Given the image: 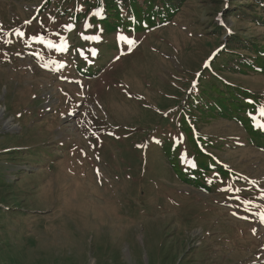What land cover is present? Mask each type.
I'll list each match as a JSON object with an SVG mask.
<instances>
[{"label":"rangeland","instance_id":"374dc122","mask_svg":"<svg viewBox=\"0 0 264 264\" xmlns=\"http://www.w3.org/2000/svg\"><path fill=\"white\" fill-rule=\"evenodd\" d=\"M49 1L0 0V264H264V149L188 107L212 80L264 106V73L229 70L264 46L249 16L264 11L182 0L169 22L114 40L61 20L75 0ZM237 37L243 56L226 51ZM181 120L218 165L196 175L210 192L182 180L201 165Z\"/></svg>","mask_w":264,"mask_h":264},{"label":"trees","instance_id":"16d2710c","mask_svg":"<svg viewBox=\"0 0 264 264\" xmlns=\"http://www.w3.org/2000/svg\"><path fill=\"white\" fill-rule=\"evenodd\" d=\"M65 0H50L45 6L49 4L55 5L56 9L63 6ZM182 0H75L72 4V8L75 10L70 13H63L61 20H67V25L74 28L81 18L87 21H94L92 24H101L103 35L109 39L118 38L114 36L118 28L121 27L126 30H133L135 32L143 31V24L145 22L154 24L155 22L167 21L169 22L174 15L177 13L180 3ZM255 4L264 11V0H255ZM84 8V13L82 12ZM250 19L259 21L264 25V16H259L257 13H250ZM75 23V24H74ZM239 39L238 37L236 38ZM238 45L234 43L229 44L226 47V51L234 53L238 56H243L241 52H238V47H246L242 40H238ZM233 45V47H231ZM237 47V48H236ZM246 48L245 50H247ZM254 52L252 55L254 61L248 62L239 57V60L234 63L237 68H230L229 70L240 71L243 70L244 66L248 69H255L256 72L264 73V46L258 45L254 42L249 46V49ZM247 57V56H244ZM251 59V58H250ZM212 80V79H211ZM211 85L204 86L201 89V94L198 97H191L188 102V107L197 109L202 113V117L210 115L215 117L220 115L221 117L228 118L231 121H236L245 126L251 143L258 145L264 149V130L254 126L255 122L264 124V116L259 112V106L256 104V94L248 89L233 88L227 85H221L217 87L214 85L212 80ZM217 94L215 98H213ZM213 102H209L212 100ZM258 103V101H257ZM196 106V107H195ZM217 114V115H216ZM255 118V120L253 119ZM260 118V119H259ZM259 119V120H257ZM257 120V121H256ZM184 124L185 122L181 120ZM177 127V126H176ZM188 125H184V131L186 136L190 140L191 144H195L194 147V159L201 165V169L191 170V174L201 173H212L214 169L218 167L215 159L209 155L208 159H203L201 156L205 155L202 153V149L199 144L201 140H194L192 138L191 130L187 129ZM178 130V127H177ZM179 132V131H178ZM202 161H211L208 165L201 163ZM206 170V171H203ZM222 174H225L220 169ZM211 177H214L213 175ZM182 180L195 187H200L204 192H210L213 190L212 186H206L196 176V179H192L190 175L188 178H182ZM198 184V185H197ZM217 187V184L214 185Z\"/></svg>","mask_w":264,"mask_h":264},{"label":"snow or ice","instance_id":"6c2138e0","mask_svg":"<svg viewBox=\"0 0 264 264\" xmlns=\"http://www.w3.org/2000/svg\"><path fill=\"white\" fill-rule=\"evenodd\" d=\"M19 34L21 36L23 35V33H19ZM120 39L127 42L128 46H129V49H131V46L135 43L134 40L128 39L127 37H124V36H121ZM33 40H36L37 42H40V43H46L48 47L57 48L58 51L65 50V46L64 45L57 46V45L53 44V42L50 41V40L49 41H45L43 37H33ZM206 67H207V65H206ZM197 75H199V74H197ZM195 86H196L195 82H193V87H195ZM259 112H260V114L262 116H264V106H260L259 107ZM253 119L255 120V118H253ZM254 126L259 128V129L264 130V124H261L259 122H255ZM191 166L195 167V164H192ZM260 219H261V222H264V214H261Z\"/></svg>","mask_w":264,"mask_h":264}]
</instances>
